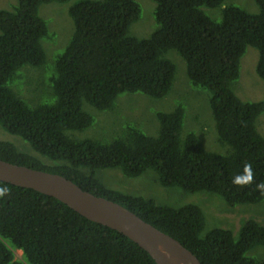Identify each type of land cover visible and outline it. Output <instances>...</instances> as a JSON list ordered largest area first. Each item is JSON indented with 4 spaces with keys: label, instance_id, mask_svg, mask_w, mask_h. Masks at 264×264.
Wrapping results in <instances>:
<instances>
[{
    "label": "trees",
    "instance_id": "16d2710c",
    "mask_svg": "<svg viewBox=\"0 0 264 264\" xmlns=\"http://www.w3.org/2000/svg\"><path fill=\"white\" fill-rule=\"evenodd\" d=\"M70 1H75L69 9L74 32L48 67L43 41L51 35L40 7ZM137 1L17 0L12 10H0V126L33 152L0 141V160L64 176L84 191L120 204L177 239L201 264H264V259L247 256L264 246L259 222L245 221L238 237L223 228L203 237L206 217L198 205H159L112 190L97 175L120 169L136 178L154 170L165 188L214 194L230 207L264 201L256 189L264 181V136L256 127L264 101H243L233 86L247 47L258 51L256 73L264 81V0H254L256 14L225 6L220 20L204 9L219 8L225 0H153L156 28L145 39L131 33L141 15ZM171 51L185 61L192 86L210 92L217 140L227 148L223 155L206 150L194 133H184L182 105L157 113L156 136L130 125L111 141L77 139L74 134L94 124L91 109L113 111L124 94L168 96L177 72L167 57ZM15 80L20 82L11 87ZM39 94L48 101L40 103L44 97L38 100ZM245 163L252 164L254 182L239 187L232 179L243 173ZM0 187L10 189L0 198V264H157L124 235L55 198L1 181ZM16 250L22 252L21 260Z\"/></svg>",
    "mask_w": 264,
    "mask_h": 264
},
{
    "label": "rangeland",
    "instance_id": "374dc122",
    "mask_svg": "<svg viewBox=\"0 0 264 264\" xmlns=\"http://www.w3.org/2000/svg\"><path fill=\"white\" fill-rule=\"evenodd\" d=\"M141 15L140 19L131 27V33L140 39L149 38L156 28L155 7L153 0L137 1ZM75 3H50L40 7V16L47 23L51 39L43 41L48 67L53 66L56 57L61 54L68 45L74 32L73 20L69 9ZM17 0H0V10H12ZM228 5H236L251 14L259 11L254 0H225L223 6L216 9H204L205 13L220 20L222 9ZM53 42V43H51ZM258 51L253 47H247L245 55L241 59L240 78L234 83L235 94L243 101H264V81L256 73ZM176 66L177 72L171 92L162 99H155L141 93L124 94L119 97L113 111L99 112L89 111L94 116L92 127L83 132L74 134L76 137L101 141H111L121 135L127 126H134L149 136H156L159 128L157 113H168L178 105L185 110L184 133L192 132L201 141L204 148L216 154H224L225 149L218 143L216 125L210 108V92L194 88L186 73V64L182 57L175 51L167 54ZM52 65L50 66V64ZM25 69L20 71L24 72ZM50 74H48V77ZM26 84L31 86V79L27 78ZM20 82L15 80L11 87ZM20 96L27 100L24 92ZM42 97H44L42 99ZM37 99L44 103L48 101L44 95L39 94ZM87 109L88 107L85 106ZM88 110V109H87ZM256 127L264 136V113L258 118ZM0 141L14 144L21 150L33 153L30 145L18 136H14L3 130L0 126ZM100 180L110 189L125 193L139 195L154 199L159 205L181 207L187 204L198 205L206 217V227L202 233L204 237L210 230L223 228L231 230L238 237L241 225L247 220H255L264 225V201L256 205L228 206L219 196L209 193H185L180 188H165L159 182V177L154 170H148L136 178H128L120 169L99 170ZM16 259H22V252L15 251ZM247 256L264 259V246H259L247 253Z\"/></svg>",
    "mask_w": 264,
    "mask_h": 264
},
{
    "label": "water",
    "instance_id": "95a60500",
    "mask_svg": "<svg viewBox=\"0 0 264 264\" xmlns=\"http://www.w3.org/2000/svg\"><path fill=\"white\" fill-rule=\"evenodd\" d=\"M0 181L55 198L88 219L124 235L157 264H201L177 239L118 203L84 191L64 176L0 160Z\"/></svg>",
    "mask_w": 264,
    "mask_h": 264
},
{
    "label": "clouds",
    "instance_id": "9594fccd",
    "mask_svg": "<svg viewBox=\"0 0 264 264\" xmlns=\"http://www.w3.org/2000/svg\"><path fill=\"white\" fill-rule=\"evenodd\" d=\"M254 182V173L252 170L251 163H245L243 168V173L236 175L232 179V183L239 187L250 186ZM256 189L264 194V181L256 184ZM10 193V189L7 187H0V198Z\"/></svg>",
    "mask_w": 264,
    "mask_h": 264
}]
</instances>
